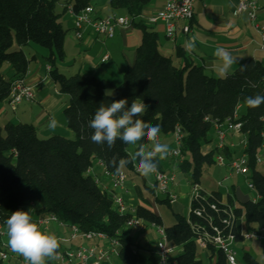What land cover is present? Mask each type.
Instances as JSON below:
<instances>
[{
	"label": "trees",
	"instance_id": "16d2710c",
	"mask_svg": "<svg viewBox=\"0 0 264 264\" xmlns=\"http://www.w3.org/2000/svg\"><path fill=\"white\" fill-rule=\"evenodd\" d=\"M92 1L71 0V5L77 12L91 6ZM150 1L108 0L111 8L124 9L141 33L132 64L122 73L121 83L115 84L78 72L65 75L57 68L56 62L64 59L65 30L55 11L56 0H0V101L8 98L15 78L24 79L29 62L35 59L34 55L27 57L22 47L38 44L48 50L45 60L50 65V78L59 91L69 96L63 115L66 126L73 132L72 138L59 134L40 138L29 122H6L0 126V225H5L12 212L34 202L38 205L37 215L54 213L81 230H97L118 237L121 243L118 257L122 262L157 264L156 250L149 248L142 253L139 246H134L132 237L123 231L128 216L114 209L108 191L87 172L94 160L116 172L111 162L128 160L124 150L127 146L119 140L111 149L106 143H93L94 130L88 127V122L101 104L108 106L122 98H127L128 107L133 100L145 103L147 109L141 119L158 126L160 134L180 126L184 150L177 166L188 173L193 184H198L202 165L215 161L214 148L203 153L206 144L212 142L209 133L214 122L232 118L235 106L240 103L235 121L240 122L241 134L246 139L242 151L247 155L248 180L257 199L237 203L227 194L222 203L221 192L200 190L190 201L188 216L176 215L175 222L164 227L168 244L179 247L177 264H211L213 258L214 264H226L222 251L211 244L203 249L205 256L201 258L195 237L205 229L210 230L209 220L219 224L228 207L234 217L242 216L246 231L254 226L264 229V173L255 161L263 144L260 133L264 104L250 108L245 103L246 97L264 95V65L259 60L247 59L226 79L207 74L201 65L185 58L180 66L175 65L171 56L158 51L157 33L136 19ZM13 44L18 48L11 50ZM4 62L13 70L9 79L1 73ZM242 66L244 71H240ZM110 89L114 91L112 95L107 93ZM140 143L145 145L148 141L145 138ZM222 151L227 157L236 155L227 144ZM123 168L131 170L132 163ZM161 201L169 202L166 198ZM211 203L216 204L217 210L210 208ZM199 208L200 216L195 214ZM136 213L144 220L162 224L160 216L143 205H136ZM241 257L244 264H263L247 251Z\"/></svg>",
	"mask_w": 264,
	"mask_h": 264
},
{
	"label": "crops",
	"instance_id": "0c3cea01",
	"mask_svg": "<svg viewBox=\"0 0 264 264\" xmlns=\"http://www.w3.org/2000/svg\"><path fill=\"white\" fill-rule=\"evenodd\" d=\"M165 1L151 0L143 7L136 19L141 20L148 28L157 33L158 51L163 55L171 56L175 65L180 66L183 63V58H185L194 64L201 65L207 74L217 76L216 68L220 61L213 55L217 45L224 46L233 56L237 57V63L232 65L230 71L250 58L259 60L264 65L261 34L255 29L245 12L234 14L237 0H195L191 19L187 22L184 20L179 21L174 36L170 38L165 35L162 22H150L148 20L156 14ZM57 2H60V8L55 9V11L59 15L62 28L65 30L63 41L64 59L56 62L57 68L64 73L61 65L67 63L73 70L72 74L78 72L89 75L95 80L107 79L113 81V78H116V80L121 78L122 80L123 71L134 60L135 49L140 43V30L131 23L128 27H117L112 37L105 38L93 32L90 27H86L83 30L82 38L77 39L73 34L72 16L66 9V6L71 4V0H56V4ZM258 4L257 21L264 23V0H259ZM91 7L97 16L128 15L122 8H111L108 0H93ZM185 23L190 26V31L187 33L181 30V26ZM194 35L197 37L196 48L195 51L189 53L186 48L190 38ZM179 54L182 57L178 56ZM105 55H107V58L103 59ZM34 57V61H36V56L34 55ZM47 67H50L47 62L44 65L39 64L35 67H31V63L28 64L24 81L33 90V101L23 102L15 108L8 105L7 99L0 101V126L6 122H29L35 126L36 134L40 138H46L53 134L65 137L73 136V132L66 126L63 118V109L68 103L69 96L59 91L57 84L50 78ZM12 74L13 70L11 69L10 76ZM53 117L58 121V126L54 129L49 127V122ZM231 139L238 142L235 137ZM160 140L161 143L169 145L171 134H163V136H160ZM174 163L173 160L167 158L160 161V167L166 171H171ZM92 171L98 183L102 185L101 187L108 191L110 180L104 175L103 168L99 165L98 160L93 161ZM127 174V192L119 190L117 193L123 195L129 204L143 205L151 209L136 177L128 172ZM143 178L145 182L148 181V177ZM233 198L238 200L236 195ZM256 199L257 194L253 197V200ZM221 200H226V195H222ZM31 214L33 219L38 216L37 214ZM241 218L242 216L236 218V229L244 232L246 231L245 225L243 218ZM257 227L254 226L253 228ZM49 232L54 233L60 239L59 251L83 244L81 239H77L75 243L61 240L62 237L68 235V228L52 225ZM248 241L238 239L235 248L240 245L243 251H247L256 259L251 245L247 244ZM147 245L140 248V252L147 253V249L151 248ZM204 253L203 250L200 255L201 258L205 256ZM214 261L213 258L211 264H214Z\"/></svg>",
	"mask_w": 264,
	"mask_h": 264
},
{
	"label": "built area",
	"instance_id": "2783aa9c",
	"mask_svg": "<svg viewBox=\"0 0 264 264\" xmlns=\"http://www.w3.org/2000/svg\"><path fill=\"white\" fill-rule=\"evenodd\" d=\"M194 1L195 0H166L163 6L156 12V14L148 18V20L150 22H162L164 24L165 35L169 38L173 37L178 22L181 20L187 22L191 19ZM258 1L259 0H237L236 6L234 8V14L243 12L247 14L255 29L261 34V46L264 49V23L257 21V10L259 8ZM66 9L72 16L73 34L77 39L82 38L83 30L86 27H90L93 32L98 35H101L105 38H110L114 35L115 29L117 27H128L132 23L131 17L129 15L97 16L94 14L93 8L91 6H86L76 12L74 11L72 5L68 4ZM181 30L186 33L189 32V24H183L181 26ZM169 32H171V35H169ZM106 58L107 55L103 56V59ZM47 69H49V67H47ZM32 101L33 90L31 86L26 84L23 78H15L11 83L10 92L7 98L8 105L11 108H15L18 104ZM240 107V103L235 106L232 118H226L223 121L214 122L213 131L215 140L214 142H211L210 145L204 147L203 153H208L214 148L215 153L213 158L217 163L223 165L226 164L227 160L231 168L234 169L236 173L248 174L249 167L247 165V155L242 151L246 145V139L241 134L240 122L235 121L239 115ZM170 134L171 141L169 146L172 149V152L168 158L176 160V163L178 159L183 157V132L179 125H175ZM260 134L263 146L264 124ZM229 137L237 138L238 142L229 139ZM158 139L161 142L160 136ZM148 143V149L150 150L151 143L149 141ZM226 144L230 148H235L237 145H240L241 151L239 154L227 157L222 151ZM255 161L259 164L264 162L263 157L258 153L255 155ZM98 162L103 168L104 175L110 180L108 194L111 198L114 209L117 212L126 214L128 216L126 227L129 225L139 229H144L145 222H148L152 227L155 228L159 235V238L156 241L157 264H177L176 254L179 252V247L168 244L164 227L161 224H156L139 217L136 213V205L129 204L123 195L117 193L119 190L127 192V174L123 170H121L119 174L117 172L108 171L101 161ZM174 166L175 164H173V168ZM131 170L136 174H140L133 163ZM87 172L91 174L98 183L92 171V165L88 168ZM151 177L152 179L149 180V186L151 190H153L156 194L165 195V198L170 203L177 199V196L170 191V185L174 183L176 178L173 169L171 171H166L163 168L158 167L157 173L151 175ZM247 185L249 188L254 189L252 183L249 180ZM199 191L200 190H198L197 186L195 185V192L193 193L192 197L196 196ZM225 201L226 200H221L222 203H225ZM210 208L217 210L215 203H211ZM227 211L228 212L226 216H221L219 218V224H215L212 222V220H209L208 224L210 226V230H203L195 237V242L197 246L202 249H205L209 244L213 245L216 249H220L225 256L226 264H240L237 258V250L235 248L236 241L238 239L244 241L250 240L252 238L264 240V229L257 227L249 231H238L236 229L237 217H234L230 207L227 208ZM195 214L200 216L202 214V209H196ZM34 220L40 225L42 229H46L48 231L52 225H56L60 228H68V235L61 238L63 241H68L75 238H80L86 241L95 240L91 246L78 244L74 248L58 251L55 259L59 260V262L54 264H126L120 259L118 262L114 261V256L118 257V253L121 248V243L116 236L110 237L104 232L97 230H81L76 225L67 224L54 213L38 215ZM3 235L4 232L0 230V264H14L12 262L11 254H9L10 248L6 242L1 241V237ZM102 241L106 242L104 245L106 247L99 246L100 242ZM262 247H264V242ZM175 249L177 253L173 255ZM19 264H21V262Z\"/></svg>",
	"mask_w": 264,
	"mask_h": 264
},
{
	"label": "clouds",
	"instance_id": "9594fccd",
	"mask_svg": "<svg viewBox=\"0 0 264 264\" xmlns=\"http://www.w3.org/2000/svg\"><path fill=\"white\" fill-rule=\"evenodd\" d=\"M196 40L195 35L190 38L186 51L189 53L195 51ZM213 55L220 61L216 68L219 78L226 79L234 74L230 69L237 63L236 56L222 45L216 46ZM244 70L242 66L240 71ZM245 103L250 108H257L264 104V95L246 97ZM146 109L145 103H137L135 100L128 107L127 98H122L108 106L101 104L88 122V127L94 130L91 135L93 143L99 145L106 143L111 149L119 140L127 146L124 150L129 159L119 161L113 159L111 162L118 174L127 163H133L142 176L150 177L157 173L158 161L166 160L172 152L168 144L159 141L160 128L141 119ZM57 126L58 121L53 117L49 127L54 129ZM145 138L151 143L150 150L140 143ZM130 148L134 150L129 151ZM5 225L8 247L13 253L23 257L26 264H47V261L56 258L61 241L54 233L40 227L32 217L31 208L27 211L12 212Z\"/></svg>",
	"mask_w": 264,
	"mask_h": 264
},
{
	"label": "rangeland",
	"instance_id": "374dc122",
	"mask_svg": "<svg viewBox=\"0 0 264 264\" xmlns=\"http://www.w3.org/2000/svg\"><path fill=\"white\" fill-rule=\"evenodd\" d=\"M60 8V2H57L55 9L58 10ZM17 45L13 44L11 47V50L17 49ZM23 52L26 54L27 57H30L32 54L36 56V61L31 60L29 63H31V67L39 66V64L44 65L46 60L45 56L48 54V50L45 47H42L35 43H29L26 46L22 47ZM132 64V62H130ZM130 64V65H131ZM62 71L65 75H71L73 73V70L70 66L67 65V63H64L61 65ZM124 72V71H123ZM1 73L3 74L5 79L10 78L11 68L8 62H4L1 67ZM77 73V72H76ZM113 81L115 84L121 83V78H113ZM107 93L112 95L114 91L112 89L107 90ZM64 118V116H63ZM5 123H2L1 126H3ZM212 136V142L215 140L214 131L211 130L209 133ZM160 136H163L161 133ZM73 136H71L72 138ZM145 147L149 148V143L145 144ZM134 149H129V151H133ZM235 154H239L241 151V146L237 145L235 148ZM258 154L263 157L264 160V145L259 149ZM182 158V157H181ZM178 159L174 166L173 171L175 173V181L170 185V191L174 193L177 196V199L174 202H167V201H161L165 199V195L163 194H156L153 190L150 189L149 186V180L152 179V177H148V181H144V176L141 174H136L132 170H127L123 168L122 170L127 174H133V176L136 177V180L138 181L140 187L142 188V193L147 200V204L149 207L153 210L154 213L160 216L162 221V226L166 227L171 224H173L176 220V215H183L188 216L190 211V201L193 193L195 192V185L197 186L198 190L205 191L207 193L211 191H219L222 193V195L230 194L232 197L237 196L236 202L239 203V201H242L244 199H253V197L257 194L254 189H251L248 187V174H239L236 173L234 169L231 168L229 162L226 160V164H219L216 161L212 163H205L201 167V176L199 178L198 184H193L190 181L189 175L186 172H183L178 166V162L181 160ZM173 160L172 158H170ZM174 162L176 160H173ZM258 169H260L264 173V162L258 164ZM169 171V170H167ZM128 176V174H127ZM102 186V185H101ZM234 187V189H233ZM34 203V202H33ZM27 203L23 205L19 210H29L31 208V213L35 214V211L38 207V205L35 203ZM242 219V218H241ZM238 223V221H237ZM6 225L1 226V231L4 232V235L1 237L2 242L7 243V234L5 231ZM123 231L126 232L128 235L132 237V240L134 242V246H139L140 248L146 247L148 244L151 248H156V241L159 238L158 233L156 232L155 228L152 227L148 222H145L144 229H139L133 226H125L123 227ZM77 239H70L68 241H71L72 243H75ZM82 240V239H81ZM63 241V240H62ZM95 240H83V244L91 246L94 243ZM264 240H259L257 238H253L247 242L252 247V251L255 254L256 260L260 263L264 264V248L262 247V243ZM106 242L102 241L101 244H99L100 247H106L104 246ZM137 245V246H136ZM147 245V246H148ZM60 248L58 249V251ZM237 258L240 264H244L242 259V253L243 248L240 245H237ZM198 255L200 256L202 254V249L198 247ZM177 253L176 249L174 250L173 255ZM9 254L12 256V262L14 264H21L26 263L20 255L13 253L11 250L9 251ZM253 254V255H254ZM114 261L118 262L119 257L114 256ZM56 262H59L57 259H52L47 261V264H54Z\"/></svg>",
	"mask_w": 264,
	"mask_h": 264
}]
</instances>
